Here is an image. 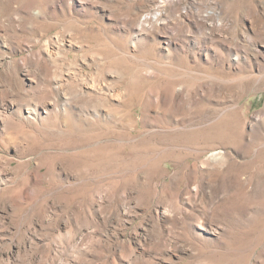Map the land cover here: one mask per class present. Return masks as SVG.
Masks as SVG:
<instances>
[{"label": "rangeland", "instance_id": "374dc122", "mask_svg": "<svg viewBox=\"0 0 264 264\" xmlns=\"http://www.w3.org/2000/svg\"><path fill=\"white\" fill-rule=\"evenodd\" d=\"M0 264H264V0H0Z\"/></svg>", "mask_w": 264, "mask_h": 264}, {"label": "bare ground", "instance_id": "6f19581e", "mask_svg": "<svg viewBox=\"0 0 264 264\" xmlns=\"http://www.w3.org/2000/svg\"><path fill=\"white\" fill-rule=\"evenodd\" d=\"M218 153V152H217ZM217 153H214L213 155H216Z\"/></svg>", "mask_w": 264, "mask_h": 264}]
</instances>
